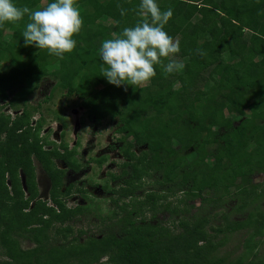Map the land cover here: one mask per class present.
I'll return each mask as SVG.
<instances>
[{
    "label": "trees",
    "instance_id": "obj_1",
    "mask_svg": "<svg viewBox=\"0 0 264 264\" xmlns=\"http://www.w3.org/2000/svg\"><path fill=\"white\" fill-rule=\"evenodd\" d=\"M13 2L42 9L55 0ZM156 2L161 10H173L164 30L179 41L176 59L185 67L168 74L156 65V76L139 87L110 84L102 76L107 65L99 50L103 41L122 32L120 28L142 19L137 15L141 0H76L83 27L73 37L76 48L62 59H42L38 51L44 49L25 46L27 16L0 27V62L12 64L0 71V99L8 92L31 90L37 75L46 72L67 92H76L96 122L104 113L115 120L122 144L119 171L112 176L117 180L111 199L116 209L105 218L111 221L109 229L83 244L53 247L44 229L73 216L59 198L63 169L53 159L75 169L72 152L43 150L37 141H29L25 109L13 119L0 115V247L7 257L0 264H89L102 257L112 264H220L222 259L215 258L208 245L198 246L208 243L205 224L219 218L225 232L249 225L252 233L259 232L264 179L255 183L252 175L264 173V0ZM121 7L127 9L124 16ZM5 28L10 29L7 38ZM163 59L167 64L169 58ZM57 62L48 71V65ZM81 73L99 85L90 94L74 84ZM199 126L206 130L201 132ZM31 156L48 175L53 205L36 197ZM157 209L178 216L180 229L146 220L145 215ZM234 212L240 219L231 220ZM16 237L33 241L34 247L21 250Z\"/></svg>",
    "mask_w": 264,
    "mask_h": 264
},
{
    "label": "rangeland",
    "instance_id": "obj_2",
    "mask_svg": "<svg viewBox=\"0 0 264 264\" xmlns=\"http://www.w3.org/2000/svg\"><path fill=\"white\" fill-rule=\"evenodd\" d=\"M101 19L105 20V18ZM113 20L115 18L108 17L107 21ZM9 33L10 29L5 28L4 37L7 38ZM38 56L47 59L50 55L48 52L40 50ZM225 62V67L228 68L227 63L230 62V59ZM57 64L58 62L49 64L48 71ZM101 64L100 62L99 65L101 66ZM10 65L12 64L5 61L0 62V71L6 70ZM37 77L31 90L26 91L24 88L18 94L8 92L5 99H0V115L13 119L15 115L25 109L29 121V127L26 128L29 141H37L43 150L66 148L67 151L72 152V158L76 164L75 169L66 167L57 158L53 159V163L63 169L59 198L64 201L65 207L72 211L73 216L61 224L53 221L44 230L49 238L48 242L53 247L72 242L83 244L88 238L99 237L101 233L109 229L106 225H110L111 221L105 218L116 209L111 199L114 196L113 189L117 185V180L112 176L118 173L119 163L122 159L119 151V146L122 145L119 141L120 134L115 130V120L110 119L104 113L101 120L96 122L94 117L88 115L87 108L82 105V98L76 92H67L53 76L44 72L38 74ZM76 83L83 87L84 95L90 94L99 87L91 77L83 73L76 75L74 84ZM198 128L201 132L206 130L204 126ZM134 150L138 152L139 149L134 148ZM30 159L36 197L53 205L48 198L50 189L48 175L33 156ZM211 164L215 165V163ZM18 176L22 189L25 191L23 173L20 170H18ZM263 179L264 173L252 175V181L255 183L261 182ZM143 182V188H145L146 181L143 180ZM4 185L6 188L10 186L6 175H4ZM66 189H68V193L64 194ZM26 196L27 193L24 192L23 197ZM173 198L167 199L172 200ZM130 199L133 197L126 198L124 201ZM33 201L29 202L28 208ZM195 203L197 204L198 200H195ZM258 207L262 214L261 211H264L263 200L258 203ZM145 217L150 223L168 226L172 231L180 229V223L177 221L180 218L168 211L157 209L152 216L147 213ZM255 217H257V213ZM230 218L231 220L240 219V216L234 212L231 213ZM251 227L252 225L240 226V228L236 227L238 228L236 230L225 232L220 226L219 218L212 219L203 227L208 243L198 242V246L206 247L208 245L213 250V256L222 259L220 264H233L235 261H240L242 264L261 261V264H264V220L257 234L252 233L254 229ZM15 240L21 250L34 247V242L27 238L16 237ZM3 249V246L0 247L1 261H5L7 258L3 254ZM67 264L70 263L67 262ZM89 264L112 263L106 260V257H102L97 262Z\"/></svg>",
    "mask_w": 264,
    "mask_h": 264
},
{
    "label": "clouds",
    "instance_id": "obj_3",
    "mask_svg": "<svg viewBox=\"0 0 264 264\" xmlns=\"http://www.w3.org/2000/svg\"><path fill=\"white\" fill-rule=\"evenodd\" d=\"M120 14L126 15L127 9L121 7ZM137 15L142 19L135 26L125 27L115 38L106 39L99 50L107 65L102 68V76L117 87L146 85L156 76V65L168 74L185 67L176 59L179 41L164 30L173 16L172 8L161 10L156 0H141ZM25 16L29 21L22 33L25 46L34 45L61 59L76 48L73 37L83 27L76 0H55L42 9L18 7L13 0H0V27L19 22ZM163 58H169L167 64Z\"/></svg>",
    "mask_w": 264,
    "mask_h": 264
}]
</instances>
